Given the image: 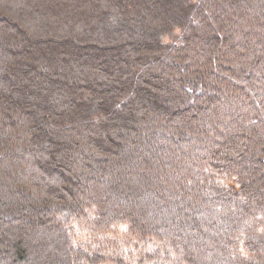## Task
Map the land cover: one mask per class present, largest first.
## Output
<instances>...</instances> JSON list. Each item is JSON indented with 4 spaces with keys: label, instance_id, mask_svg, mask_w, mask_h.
<instances>
[{
    "label": "trees",
    "instance_id": "16d2710c",
    "mask_svg": "<svg viewBox=\"0 0 264 264\" xmlns=\"http://www.w3.org/2000/svg\"><path fill=\"white\" fill-rule=\"evenodd\" d=\"M264 264V0H0V264Z\"/></svg>",
    "mask_w": 264,
    "mask_h": 264
},
{
    "label": "rangeland",
    "instance_id": "374dc122",
    "mask_svg": "<svg viewBox=\"0 0 264 264\" xmlns=\"http://www.w3.org/2000/svg\"><path fill=\"white\" fill-rule=\"evenodd\" d=\"M101 264H109V263H106V262H105V263H101Z\"/></svg>",
    "mask_w": 264,
    "mask_h": 264
}]
</instances>
